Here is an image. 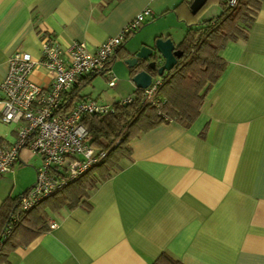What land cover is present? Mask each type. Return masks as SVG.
Returning <instances> with one entry per match:
<instances>
[{
	"label": "crops",
	"instance_id": "obj_1",
	"mask_svg": "<svg viewBox=\"0 0 264 264\" xmlns=\"http://www.w3.org/2000/svg\"><path fill=\"white\" fill-rule=\"evenodd\" d=\"M144 7L152 14L124 43L130 51L157 35L176 45L172 28L203 20L180 0H0V80L14 50L40 56V32L93 50ZM220 54L224 70L188 126L169 120L133 138L130 158L90 192L89 206L53 212L56 226L1 264H151L161 252L183 264H264V0L247 38ZM111 68L115 85L133 91L124 58ZM31 76L48 82L41 69ZM6 128L0 144L15 138Z\"/></svg>",
	"mask_w": 264,
	"mask_h": 264
},
{
	"label": "trees",
	"instance_id": "obj_2",
	"mask_svg": "<svg viewBox=\"0 0 264 264\" xmlns=\"http://www.w3.org/2000/svg\"><path fill=\"white\" fill-rule=\"evenodd\" d=\"M191 1L180 0L188 9ZM261 1L237 0L231 7L227 0H218L221 6L218 15L186 23L185 33L176 44V48L182 50L183 54L170 71L159 76L161 81L156 93L157 103L146 102L144 89L135 87L129 96L110 103L111 108L107 113L83 117L88 143L96 154L104 152V156L78 178L68 182L53 195L37 201L30 208L22 209L19 199L31 186L4 200L0 205V264L6 260L10 250L28 244L47 231L48 218L53 212L61 208L89 206L90 192L118 170L119 160L130 158V141L133 138L169 120L188 126L198 116L208 89L224 70L226 62L220 54L222 48L228 41L247 38ZM175 8L176 6L173 10ZM135 31L126 35L115 49L109 60L111 64L116 57L125 59L129 56L124 43ZM40 34L52 36L46 31ZM128 70L131 77L135 69ZM152 73L156 75L155 72ZM94 76L96 74L86 76L80 86L65 95L66 105L86 96L79 95L80 88ZM151 264L183 263L167 252H161Z\"/></svg>",
	"mask_w": 264,
	"mask_h": 264
},
{
	"label": "built area",
	"instance_id": "obj_3",
	"mask_svg": "<svg viewBox=\"0 0 264 264\" xmlns=\"http://www.w3.org/2000/svg\"><path fill=\"white\" fill-rule=\"evenodd\" d=\"M236 2L227 0L231 7ZM151 14L150 8L144 7L116 35L93 50L82 40L62 44L53 36L40 34L38 58L19 49L8 57L6 73L0 80V122L15 125L16 135L11 143L0 144V176L12 170L25 147L40 160L35 183L20 196L22 209L53 195L104 156V152L96 154L88 143L82 119L89 114L107 113L111 104L87 96L66 105L65 95L91 74L104 75L107 85L114 86L110 57L124 37L139 29ZM36 69L45 72L47 83L32 79ZM160 81L155 76L144 89L146 102L157 103ZM55 226V222L49 223L50 228Z\"/></svg>",
	"mask_w": 264,
	"mask_h": 264
},
{
	"label": "rangeland",
	"instance_id": "obj_4",
	"mask_svg": "<svg viewBox=\"0 0 264 264\" xmlns=\"http://www.w3.org/2000/svg\"><path fill=\"white\" fill-rule=\"evenodd\" d=\"M215 3V0H208V2L199 12V14L203 15L202 19H207L209 17L216 16L220 13V6L216 5ZM147 19L148 17L145 18L144 22H146ZM147 25L145 24L141 29L139 28L137 31H135L129 38V40H131L134 35L141 32L142 30H146L145 27ZM172 29L175 35L183 37L185 31L182 33V30L180 28ZM143 34H146L145 31ZM135 43H137L136 39ZM80 90L82 92L81 94H87L90 98L95 99L98 102L112 103L115 100L127 97L129 93L131 94L132 85L130 87L126 82L119 83L116 81V85L109 87L107 85V80L105 76H103L102 74H97L83 87H81ZM0 126L4 128L8 126L6 129H8L10 131V134L13 135L11 130L15 127V125L2 124ZM20 157L19 159H21V162L17 160L18 163L15 164L12 170H9L4 173L3 178L0 179V197L2 195H6L9 191H11V195L15 196L19 194L22 190H24L26 187L32 186L35 183L36 168L40 164L39 158L26 147L20 151Z\"/></svg>",
	"mask_w": 264,
	"mask_h": 264
},
{
	"label": "water",
	"instance_id": "obj_5",
	"mask_svg": "<svg viewBox=\"0 0 264 264\" xmlns=\"http://www.w3.org/2000/svg\"><path fill=\"white\" fill-rule=\"evenodd\" d=\"M207 0H192L189 9L192 14L198 12ZM129 56L124 59L128 68L135 72L130 77L136 88L145 89L153 77L161 76L170 71L182 56L183 51L176 48L170 37L154 36L150 42L145 41L133 51L128 50ZM155 72L154 75L152 72Z\"/></svg>",
	"mask_w": 264,
	"mask_h": 264
}]
</instances>
